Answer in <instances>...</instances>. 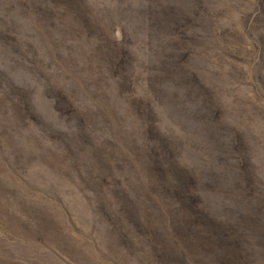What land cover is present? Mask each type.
<instances>
[{"label": "rangeland", "instance_id": "rangeland-1", "mask_svg": "<svg viewBox=\"0 0 264 264\" xmlns=\"http://www.w3.org/2000/svg\"><path fill=\"white\" fill-rule=\"evenodd\" d=\"M0 264H264V0H0Z\"/></svg>", "mask_w": 264, "mask_h": 264}]
</instances>
